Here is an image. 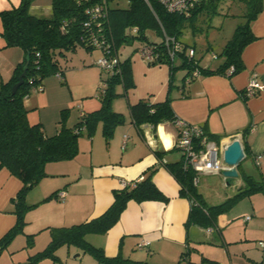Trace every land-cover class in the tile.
Wrapping results in <instances>:
<instances>
[{
  "label": "crops",
  "instance_id": "obj_1",
  "mask_svg": "<svg viewBox=\"0 0 264 264\" xmlns=\"http://www.w3.org/2000/svg\"><path fill=\"white\" fill-rule=\"evenodd\" d=\"M19 3L20 0H0V13L17 7ZM29 12L49 17L51 0H35ZM250 30L255 39L242 51L244 68L232 77L194 73V77L187 80L186 71L171 72L167 65L149 66L138 53L132 55L130 66L134 85L125 90L119 84L117 96L111 104L112 110L123 116V123L114 129L108 143L104 141L101 130L92 138L84 135L79 139V152L73 159L45 166L47 176L25 195V203L34 207L25 214L23 232L6 248L0 249V264L28 262V258L30 260L43 251L51 239L48 228L70 227L99 217L112 204L114 190L141 179L143 173L152 167L157 168L153 183L169 201H129L119 221L105 235H90L87 241L102 248L107 258L119 256L142 264H200L191 261L190 257L192 225L187 223L190 202L179 196V185L161 163L181 159L175 149L177 130L172 122L156 127L150 124L137 126L131 119L129 107L140 100L156 104L170 97L175 118L201 126L209 141L223 147L234 139L241 143L244 158L236 167V178L226 179L222 174H211L202 175L201 179L222 176L225 185L236 191L244 188L246 177L264 185V9L250 24ZM4 44L0 35V45ZM126 55H130L127 49L124 57ZM24 58L23 53L22 61ZM253 78H256L260 89L253 96L246 97L245 88ZM53 79L43 80V93L26 105L38 108V112L29 113L27 118L30 123H39L48 137L59 132L63 110H66L65 127L72 128L83 114L96 111L101 106L98 97L97 100L90 98L97 84L96 77L86 85L88 90L85 94L78 97L71 93V101H64L57 95L58 84L68 86L70 83L69 73L65 72L60 82ZM83 97L84 100L76 105L77 100ZM57 105L64 108L60 113L55 107ZM162 151L167 153L160 162L154 152ZM200 178L197 192L204 201L200 187L203 190L205 187L204 183L200 185ZM21 188L22 182L0 165V239L16 223L13 200ZM59 191H65L63 202L56 198ZM52 194L54 197L42 202ZM251 210L255 211L253 207ZM249 222L244 221L245 224ZM208 230L212 232V229ZM28 236H33L31 246L27 244ZM144 241L148 244L138 247ZM72 253H77V264H103L84 260L87 254L79 249L75 248Z\"/></svg>",
  "mask_w": 264,
  "mask_h": 264
},
{
  "label": "trees",
  "instance_id": "obj_2",
  "mask_svg": "<svg viewBox=\"0 0 264 264\" xmlns=\"http://www.w3.org/2000/svg\"><path fill=\"white\" fill-rule=\"evenodd\" d=\"M34 1L20 0L17 7L0 13V35L4 39V47H19L24 56L29 58L24 83L14 94L11 93V88L22 72L25 58L15 66L10 78L0 83V165L22 182V188L13 200L16 223L0 239V249L6 248L23 232L25 214L34 207L25 203V195L47 176L45 166L48 163L73 159L79 152V139L83 135L92 138L99 126L103 138L108 143L114 129L123 123V116L114 112L111 104L117 96L116 87L119 84H122L125 90L134 85L130 66L132 55L138 53L144 46H151L157 56L152 62L147 63L149 66L167 65L171 72L178 69L186 71L187 80L193 78L194 73L200 76L232 77L244 68L241 60L242 51L255 39L250 24L264 9V0H201L187 14L168 10L159 0H127L125 8L111 7L109 4L111 0H51V15L40 17L29 12ZM235 2L243 5L245 23L236 30L232 40L222 50L220 55L222 62L218 66L200 67L194 55L190 56L187 52V45L180 41L183 29L194 26L198 19L209 20L219 14L223 4ZM148 31L154 32L160 39H149L146 34ZM165 37L173 38L181 46L173 60L168 59L164 45ZM135 40L139 42L137 48L133 49L130 55L121 57V48L130 46ZM78 48L88 52L99 50L100 58L108 60L116 58L117 64L113 74H109L95 62L101 73L99 82H105L106 85L104 92L98 94L100 108L83 114L72 128L65 127L66 110H63L59 132L48 137L39 123L29 122L27 115L30 110L25 105V99L32 93L31 89L38 85L42 86L43 79L48 76L60 75L59 80L62 81L70 54L75 53ZM129 112L137 126L150 124L156 127L161 123L172 122L175 118L170 97L156 104L140 100L129 107ZM154 153L161 162L167 152ZM161 163L179 185V196L190 202L187 220L190 225L207 226L218 213L237 199L252 193L264 192V185L246 177L244 188L238 190L224 204L210 208L211 212L198 194L197 186L193 185L195 173L183 168L181 159ZM156 171L157 168L152 167L143 173L141 179L114 190L112 204L99 217L70 227L48 228L50 242L42 252L31 258L33 263L45 257L55 258L54 252L59 247L67 246L75 247L103 264H142L119 256L107 258L103 249L91 245L87 237L105 235L119 221L129 201L167 203L169 199L153 183ZM55 194L42 202L48 201ZM32 242L33 236H28V246H31ZM204 260L210 264H217Z\"/></svg>",
  "mask_w": 264,
  "mask_h": 264
},
{
  "label": "rangeland",
  "instance_id": "obj_3",
  "mask_svg": "<svg viewBox=\"0 0 264 264\" xmlns=\"http://www.w3.org/2000/svg\"><path fill=\"white\" fill-rule=\"evenodd\" d=\"M109 4L111 7L125 8L127 7V0H111ZM244 14L243 5L240 3L223 4L219 14L209 20L198 19L194 26L183 29L180 41L187 45V52H190L192 48L195 60L198 61L200 67L214 68L222 62V57L220 56L222 50L232 40L236 30L245 23ZM146 34L151 40L160 39V36L155 35L152 31H148ZM138 45L139 42L135 40L130 46H123L120 50L121 57H124L125 49H127V53H130ZM22 56L23 51L19 47L5 48L4 45H0V83L9 79L14 67L22 61ZM100 57L98 50L88 52L83 48H78L75 53L70 54L66 68V73H69L70 76V83H67L68 86L66 84L64 86L58 84L60 89H57V95L62 96L61 98H64V101H71V93L80 97L88 90L86 85H89L91 79L96 77L97 84L93 95L90 97L91 99H96L98 94L102 93L99 90L100 80H98V75L101 73L95 65V62ZM48 78H54L53 80L60 82L57 75L48 76L43 80L45 81ZM43 85L44 83L42 82ZM69 87H71V90ZM42 93L43 91L32 92L25 99V105L32 98H36ZM83 100L84 97L79 98L76 105H79V102ZM26 107L30 110L29 113L38 112V108ZM55 107H57L59 113L64 109L58 108L59 105ZM100 130V127H98L96 133L100 134ZM200 182V185L204 183V190L202 186L200 190L202 191L205 205L209 209L224 204L237 193L232 187L225 185L226 181L223 180L222 176L218 179L200 178ZM252 207L255 210L253 212L251 210ZM210 211L212 212L211 209ZM247 215H250L252 221L245 224L243 218ZM208 229H212V232ZM191 231L192 249H190V257L194 263L210 264L204 260L206 259L217 264H257L260 261L261 264H264V252L258 247V242L264 241V193H252L237 199L229 207L218 213L213 218V222L203 227L192 224ZM89 242L91 243V241ZM61 248L60 251L56 250L54 252L55 258L45 257L38 260L37 263H33L31 257L30 260L29 258L26 260L28 262H21V264H77L79 260L75 258L77 253H72L75 247L63 246ZM84 260L96 262L88 254L85 255Z\"/></svg>",
  "mask_w": 264,
  "mask_h": 264
},
{
  "label": "built area",
  "instance_id": "obj_4",
  "mask_svg": "<svg viewBox=\"0 0 264 264\" xmlns=\"http://www.w3.org/2000/svg\"><path fill=\"white\" fill-rule=\"evenodd\" d=\"M149 1V0H145ZM168 10L187 14L188 11L198 4L201 0H159ZM98 11V10H97ZM97 43V42H96ZM100 45V44H97ZM164 45L166 48L168 59L173 60L181 49V46L173 38L165 37ZM139 56L146 62L150 63L156 59L155 50L151 46H144L138 51ZM190 56L194 55L193 50L189 52ZM117 59L111 60L100 58L96 61V65L106 73L113 74ZM232 70V69H231ZM196 75V74H194ZM58 79H61L60 75H57ZM105 82L100 83V90L104 92ZM260 86L253 78L245 88V96H253ZM43 86L38 85L31 89V92H42ZM28 98V96L26 97ZM177 130V138L175 142V149L178 150L182 166L185 169H190L195 173L193 178V185L197 186L199 177L202 175L221 174L223 170L228 167L223 162V151L226 147L221 144H214L209 141L204 134L203 128L198 125H191L179 118H174L172 121ZM124 146V145H123ZM56 198L58 201L63 202L65 199V191L57 192ZM251 220L250 216L244 218L245 222ZM148 242L144 241L139 244L138 247L147 245ZM258 247L264 252V241L258 242Z\"/></svg>",
  "mask_w": 264,
  "mask_h": 264
},
{
  "label": "water",
  "instance_id": "obj_5",
  "mask_svg": "<svg viewBox=\"0 0 264 264\" xmlns=\"http://www.w3.org/2000/svg\"><path fill=\"white\" fill-rule=\"evenodd\" d=\"M29 58L25 57V64L22 68L21 74L18 76V80L13 84L11 88V93L14 94L17 89L24 83V78L26 76V70L28 67ZM244 158V152L241 143L238 139L232 140L223 151V162L228 167L226 170L222 171V176L226 179L236 178L237 171L236 167Z\"/></svg>",
  "mask_w": 264,
  "mask_h": 264
}]
</instances>
